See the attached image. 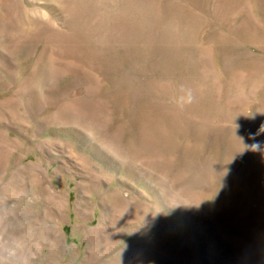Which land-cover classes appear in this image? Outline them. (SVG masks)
Returning <instances> with one entry per match:
<instances>
[{"label":"rangeland","instance_id":"1","mask_svg":"<svg viewBox=\"0 0 264 264\" xmlns=\"http://www.w3.org/2000/svg\"><path fill=\"white\" fill-rule=\"evenodd\" d=\"M257 143L264 0H0V264H264Z\"/></svg>","mask_w":264,"mask_h":264},{"label":"clouds","instance_id":"2","mask_svg":"<svg viewBox=\"0 0 264 264\" xmlns=\"http://www.w3.org/2000/svg\"><path fill=\"white\" fill-rule=\"evenodd\" d=\"M191 101V97H189V102ZM244 148L252 151H260L264 153V145H261L259 143L253 144V145H244Z\"/></svg>","mask_w":264,"mask_h":264}]
</instances>
